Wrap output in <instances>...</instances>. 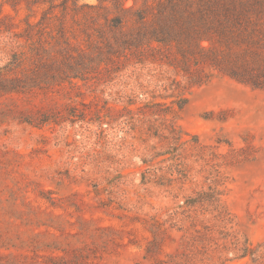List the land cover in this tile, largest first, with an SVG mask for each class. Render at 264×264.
Returning <instances> with one entry per match:
<instances>
[{
  "label": "rangeland",
  "instance_id": "rangeland-1",
  "mask_svg": "<svg viewBox=\"0 0 264 264\" xmlns=\"http://www.w3.org/2000/svg\"><path fill=\"white\" fill-rule=\"evenodd\" d=\"M35 1L0 0L2 73L14 55L32 70L37 31L54 43L49 7L72 22L74 0ZM164 51L0 92V264H264V74L191 65L194 84L178 44Z\"/></svg>",
  "mask_w": 264,
  "mask_h": 264
},
{
  "label": "trees",
  "instance_id": "trees-1",
  "mask_svg": "<svg viewBox=\"0 0 264 264\" xmlns=\"http://www.w3.org/2000/svg\"><path fill=\"white\" fill-rule=\"evenodd\" d=\"M47 1L53 0L35 4ZM99 1V6L79 7V0H74L72 22L66 1L60 13L53 5L45 10L39 25L54 28L49 33L54 43L44 41L37 31L34 67L26 69V57L14 55L7 72H0V92L71 84L92 75L103 64L115 67L123 63L122 58L126 62L134 59L136 64L155 63L164 60V50L174 42L183 57L184 72L191 74L190 83L203 82L190 72L191 65L218 69L227 64L225 72L232 78L261 85L256 71L264 74V69H256L257 62H250L249 56L264 50V0H111L107 6L103 4L106 0ZM130 1L133 3L128 6ZM55 31L57 35H53ZM205 42L210 46H204ZM169 114L168 108L152 111L153 116L167 118ZM165 130L173 139H182L173 125Z\"/></svg>",
  "mask_w": 264,
  "mask_h": 264
}]
</instances>
